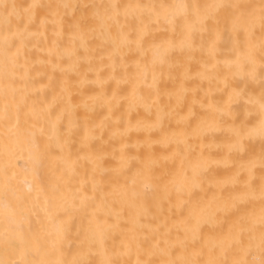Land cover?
Listing matches in <instances>:
<instances>
[{
    "label": "bare ground",
    "instance_id": "obj_1",
    "mask_svg": "<svg viewBox=\"0 0 264 264\" xmlns=\"http://www.w3.org/2000/svg\"><path fill=\"white\" fill-rule=\"evenodd\" d=\"M0 264H264V0H0Z\"/></svg>",
    "mask_w": 264,
    "mask_h": 264
}]
</instances>
